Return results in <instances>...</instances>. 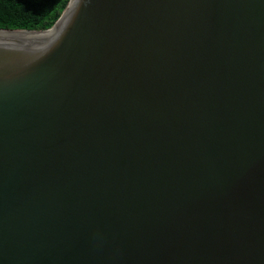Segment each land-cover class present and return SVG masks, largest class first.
Segmentation results:
<instances>
[{
	"label": "water",
	"instance_id": "water-1",
	"mask_svg": "<svg viewBox=\"0 0 264 264\" xmlns=\"http://www.w3.org/2000/svg\"><path fill=\"white\" fill-rule=\"evenodd\" d=\"M50 29H0V264H264V0Z\"/></svg>",
	"mask_w": 264,
	"mask_h": 264
},
{
	"label": "trees",
	"instance_id": "trees-1",
	"mask_svg": "<svg viewBox=\"0 0 264 264\" xmlns=\"http://www.w3.org/2000/svg\"><path fill=\"white\" fill-rule=\"evenodd\" d=\"M68 0H0V29L45 30L55 23Z\"/></svg>",
	"mask_w": 264,
	"mask_h": 264
},
{
	"label": "rangeland",
	"instance_id": "rangeland-1",
	"mask_svg": "<svg viewBox=\"0 0 264 264\" xmlns=\"http://www.w3.org/2000/svg\"><path fill=\"white\" fill-rule=\"evenodd\" d=\"M51 28V27H50ZM49 29V28H48ZM54 29V28H53ZM52 29L50 30H40V31H34V32H48V31H51Z\"/></svg>",
	"mask_w": 264,
	"mask_h": 264
}]
</instances>
